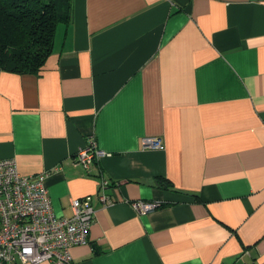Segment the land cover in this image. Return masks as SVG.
I'll return each mask as SVG.
<instances>
[{
  "label": "crops",
  "instance_id": "1",
  "mask_svg": "<svg viewBox=\"0 0 264 264\" xmlns=\"http://www.w3.org/2000/svg\"><path fill=\"white\" fill-rule=\"evenodd\" d=\"M72 3L44 69L0 68V156L47 173L58 216L92 196L71 264H264V0Z\"/></svg>",
  "mask_w": 264,
  "mask_h": 264
},
{
  "label": "built area",
  "instance_id": "2",
  "mask_svg": "<svg viewBox=\"0 0 264 264\" xmlns=\"http://www.w3.org/2000/svg\"><path fill=\"white\" fill-rule=\"evenodd\" d=\"M143 148L165 147L162 138L144 137ZM107 154L95 139L80 148L75 161L86 171ZM47 173L25 174L15 158L0 156V264H71V248L87 244L96 209L92 196L71 200V216L55 214L45 180ZM112 185L101 171L98 196L102 203L114 201L107 192ZM139 213L157 208L158 201L132 202Z\"/></svg>",
  "mask_w": 264,
  "mask_h": 264
},
{
  "label": "trees",
  "instance_id": "3",
  "mask_svg": "<svg viewBox=\"0 0 264 264\" xmlns=\"http://www.w3.org/2000/svg\"><path fill=\"white\" fill-rule=\"evenodd\" d=\"M72 0H0V68L38 74L57 26L71 20Z\"/></svg>",
  "mask_w": 264,
  "mask_h": 264
}]
</instances>
